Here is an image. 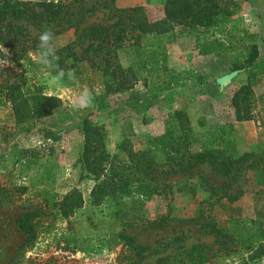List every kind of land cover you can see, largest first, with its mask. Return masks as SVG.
<instances>
[{"label":"rangeland","instance_id":"rangeland-1","mask_svg":"<svg viewBox=\"0 0 264 264\" xmlns=\"http://www.w3.org/2000/svg\"><path fill=\"white\" fill-rule=\"evenodd\" d=\"M14 1L17 0H0V6ZM231 1L238 4L239 10L235 9L225 21L226 27L254 34L259 47V58L251 70L233 71L229 60L214 54L198 55L194 42L198 30L181 27L174 29L176 40L164 49L126 46L118 51L120 64L131 68L136 83L116 94L101 92L100 78L96 76L94 82L81 72L78 66L86 45L75 48L77 60L71 57L65 61V73L74 70L75 78L65 75L58 83L51 82L56 72L38 62V52H30L21 61L24 72L17 86L19 94L0 103V264H12L25 239L16 221L36 203L48 205L45 208L52 214L44 217L48 219L39 226L33 247L16 257V264H128L131 255L115 237L121 228L115 214L141 209L154 218L165 213L167 207L171 220L166 226L127 231L149 247L143 264H192L188 259H195V255H208L205 264H264V193H255L249 170L222 179L208 166H201L193 175L169 176L163 182L171 186V195L154 197L140 206L131 203L130 196L93 195L98 181L79 162L85 119L98 126L107 161L118 164L126 160L121 144L134 150L148 149L150 138L163 134L167 116L174 110L189 116L194 135L201 141L206 140L213 126L229 124L237 153L264 151V74L257 75L255 69L264 65V0ZM114 5L141 6L150 22L164 18V0H115ZM97 9L87 14V25L113 22L108 9L102 5ZM73 40L74 30L56 36V50ZM3 55L6 56L4 52ZM6 60L0 56V67L10 65L2 63ZM154 63L163 70L165 84L160 89L155 80L147 77ZM250 71L256 74L251 80L252 94L247 106H240L238 115L242 120L236 121L232 98L240 86L247 84ZM85 87L94 99L89 106L79 108L78 97ZM27 88H40L41 93L29 94ZM48 111V115L38 116ZM11 154L17 158L14 164H3ZM20 169L27 173L26 177L21 176ZM225 183L232 185V191L241 186L247 190L237 201L221 199L211 208L207 201L210 188ZM20 185L26 186L28 192L16 190ZM65 198L66 206H53ZM62 210L67 217L62 216ZM201 212L203 216L210 215L221 229L232 228L241 220L249 221L247 225L256 236L254 245L261 243L262 247L258 245L257 253L239 249L231 257L219 259V240L203 227L209 220L203 219Z\"/></svg>","mask_w":264,"mask_h":264},{"label":"trees","instance_id":"trees-1","mask_svg":"<svg viewBox=\"0 0 264 264\" xmlns=\"http://www.w3.org/2000/svg\"><path fill=\"white\" fill-rule=\"evenodd\" d=\"M88 1L91 0H56L55 2L17 0L5 2L0 6V45L10 53L6 57L0 51V56L5 57L10 64L0 67V103L3 99L9 100L18 96L17 86L24 72L21 61L26 59L30 52H39L38 37L46 28H50L55 37L74 30V40L56 50V55L60 58L59 67L66 70L67 59L71 57L74 60L78 59L75 48L86 45L85 49L82 48L81 64L78 67L87 78L92 77L94 82L98 76L101 80L99 83L101 92L106 94L123 92L136 83L131 68H124L118 60L120 49L126 46L164 49L167 44L176 40L174 30L176 27L198 30L194 35L195 50L198 55L214 54L219 59L229 60L233 71L251 70L259 58V47L254 34L245 29L230 31L226 27L225 21L235 13V9L239 10L235 1L164 0V18L160 22H150L141 6L117 8L114 5L115 0H101L98 3L96 0L91 4H88ZM98 5L108 9L113 22L87 25V14L90 16L98 10ZM161 67L154 63L147 70L148 79L155 80L157 82L155 86L159 89L165 84L161 77L163 71ZM255 69L257 75L264 74V65ZM51 70L56 72L55 69ZM255 76L256 74L250 71L247 84L240 86L233 95L232 104L237 112L236 121L242 120L238 112L240 106H247L249 103L248 97L252 94L253 86L251 80ZM26 91L32 95L41 93L40 88H27ZM49 113L48 111L38 116L42 117ZM231 131L232 125L229 124L213 126L206 140L201 141L194 135L189 116L182 110H174L167 116L163 134L150 138L148 149L134 150L123 143L119 148L125 153L126 160L114 164L112 161H107L108 156L104 150H101L104 144L98 126L87 118L83 122L84 148L79 162L84 170L98 181L92 190L93 195L99 198L104 195L130 196L131 203L140 206L154 197L168 198L171 195V186L163 182L166 177L193 175L194 170L201 166H208L214 175L222 179L234 178L249 170L256 186L255 193L263 194L264 151L237 153L230 135ZM196 145L197 150H195ZM7 158L3 160L5 165L14 164L13 161L17 159L13 154ZM20 170L21 176L26 177L27 173L24 174V169ZM231 187L230 183H225L210 188L211 193L207 201L210 202L211 208L221 199L235 202L247 190V187L241 186L232 191ZM16 190L22 194L28 192V188L24 185H20ZM64 201L66 198L59 205L54 203L53 206H60V209L66 206ZM45 207L37 203L30 205L23 216L17 219V225L25 234V239L19 246L12 264H16V257L24 255L26 248L33 247L39 226L44 219H48L44 217L52 214ZM61 212L62 216H68L63 210ZM170 214L169 207L165 213L154 218L146 216L141 209L134 210L133 213L118 211V214H115L116 220L121 224L115 237L131 255L128 264H143L149 247L140 244L127 231L162 228L171 220ZM202 218L209 220L203 227L219 240L220 247L217 250L222 251L219 259L225 260L239 249L257 253L259 246L262 247L261 243L258 244L259 246L254 245L256 236L247 225L249 221L241 220L232 228L221 229L213 223L210 215ZM194 258L188 260L192 264H205L210 257L195 255Z\"/></svg>","mask_w":264,"mask_h":264},{"label":"clouds","instance_id":"clouds-1","mask_svg":"<svg viewBox=\"0 0 264 264\" xmlns=\"http://www.w3.org/2000/svg\"><path fill=\"white\" fill-rule=\"evenodd\" d=\"M39 44H38V62L45 66V68L55 69L56 75L52 76V83H58L61 81L65 75H67L68 79H74L75 78V72L74 70H68L67 73H65L64 69H61L59 67L58 61L59 56L56 55V37L53 33V31L50 28H46L42 33L39 34ZM0 51H3L6 56H9L10 53L8 50L3 46L0 45ZM5 65L9 63V61H3ZM47 95H51V93H48ZM94 97L92 96L90 90L88 88H84L82 92L79 94L78 97V104L76 105L79 108H85L89 106Z\"/></svg>","mask_w":264,"mask_h":264}]
</instances>
